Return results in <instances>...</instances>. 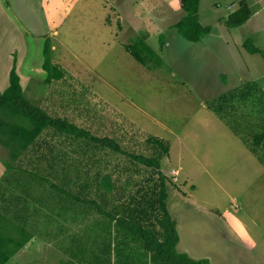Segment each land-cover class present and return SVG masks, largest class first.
Returning a JSON list of instances; mask_svg holds the SVG:
<instances>
[{
    "label": "rangeland",
    "instance_id": "374dc122",
    "mask_svg": "<svg viewBox=\"0 0 264 264\" xmlns=\"http://www.w3.org/2000/svg\"><path fill=\"white\" fill-rule=\"evenodd\" d=\"M241 1L200 0L199 21L211 32L190 42L174 27L185 16L179 0H0V77L16 60L31 104L92 136L115 140L119 151H97L98 168L126 179L127 194L149 188L153 174L131 156L151 155L150 136L168 141L161 171L168 207L184 235L182 248L209 254L213 264H229V255L230 264H264V141L259 147L254 142L264 133V97L250 83L264 74V57L244 47L250 39L264 53V11L251 4L260 14L231 28L226 21ZM143 35L162 59L160 67L155 61L145 67L126 50ZM46 41L53 62L66 71L61 81H46ZM247 85H253L249 97L230 101L222 119L213 110L221 106L220 96ZM55 139L62 160L29 165L32 154L0 137V162L9 167L0 180L1 214L35 203L36 193L50 202L44 203L46 218L56 212L53 202L77 203L54 191L58 179L29 181L34 166L61 176L69 163L84 160L76 142ZM70 192L76 194V187Z\"/></svg>",
    "mask_w": 264,
    "mask_h": 264
},
{
    "label": "crops",
    "instance_id": "0c3cea01",
    "mask_svg": "<svg viewBox=\"0 0 264 264\" xmlns=\"http://www.w3.org/2000/svg\"><path fill=\"white\" fill-rule=\"evenodd\" d=\"M243 1L249 5L252 17L260 14L257 10L253 12L252 5L256 8L260 3L261 11H264V0ZM134 10L135 14L140 16L139 12H136L137 8H134ZM139 16L135 18H139ZM262 26H264V21ZM56 33L55 31L54 34ZM258 49L261 50L260 48ZM15 62L17 68L19 65H17L16 60ZM11 70L12 68L7 69L4 76L0 77L1 93H4L10 86ZM44 71L46 70L44 69ZM43 75L46 76L45 72H43ZM20 79L25 95L24 79L22 76ZM250 83H257L261 93L264 94V74L250 81ZM35 92L38 91L35 90ZM43 137L38 140L40 144L36 145L35 148L31 146L25 150L30 155L32 154L29 157V165L35 163V161L37 163H45L51 159L58 162L59 159L62 160L61 156L64 157V151L57 147L56 141L44 139ZM55 140L60 143L76 142L78 148L81 149L84 160L82 162L69 163L70 169H65L61 176L57 172L40 171L39 166H34L37 170L29 173V178H31L29 181L32 183V179H37L36 183L43 182L46 184L48 179H58L60 183L52 186L54 191L68 196L77 203H70L67 207V205H61L60 200L53 202L52 206L49 207L52 208L53 212L54 210L56 212L46 218L44 203L49 204L50 202L45 201L42 198L43 196H37V194H42L36 193L33 200L35 203L15 205V212L6 211L7 215L0 213L3 225L7 228V234L12 235L13 238L27 240L26 245L12 257L8 264H186L182 259L175 262L162 259L157 253L155 254L148 249L147 238L138 234L128 233L122 220L120 219L119 221L120 215L123 216V213H119L117 219L111 218L114 215H110V213L114 212L112 209L116 206L122 207L125 201L129 199L128 197L132 195L131 193H126L129 184L126 179L123 180L121 176L115 174L104 173L99 169L98 165L102 166L101 161L97 159V152L93 153V150L89 149V147L81 146L78 140ZM95 164L98 170L94 171L91 168L95 167ZM48 166V168H53L54 164L50 162ZM7 170H9V167L0 162V180L6 176ZM108 178L111 179V190L107 186V182L109 183ZM72 186L76 187V194L70 192ZM26 188L29 190V186ZM92 194H94V197L89 198ZM31 195H33L32 192ZM168 209L177 223V232L180 238L176 248L178 254L186 255L193 261L209 260L210 264H213L209 254L205 255L188 247L182 248L184 235L169 207ZM121 210L119 208L118 211ZM93 214L96 216L95 219L92 218ZM145 223L150 225L149 221ZM17 228L25 230L27 235L23 236ZM153 229L157 232L159 231V226L156 224ZM44 230L47 234L44 233ZM19 257L21 260L18 259ZM228 259L230 264V255Z\"/></svg>",
    "mask_w": 264,
    "mask_h": 264
},
{
    "label": "trees",
    "instance_id": "16d2710c",
    "mask_svg": "<svg viewBox=\"0 0 264 264\" xmlns=\"http://www.w3.org/2000/svg\"><path fill=\"white\" fill-rule=\"evenodd\" d=\"M179 5L185 16L174 27L184 38L190 42H199L210 34L211 29L204 27L199 21L200 0H179ZM251 17L252 11L249 5L245 1H241L240 8L230 15L226 24L231 28H237L246 24ZM148 39V35H143L134 44L128 45L126 50L141 65L149 67L150 62L155 61L157 67H160L162 59L148 44ZM45 44L43 68L47 72L46 81L48 83L61 81L64 79L66 71L53 62L51 46L48 41ZM244 47L252 55L264 56L263 51L259 50L249 39L244 43ZM245 89L243 91L234 90V93L220 96L221 106L213 110L224 119V106L237 98L247 99L253 85H247ZM262 96L264 97V94ZM43 136L46 137L45 139L59 137L78 140L81 146L89 147L93 153L105 148L115 152L120 150V146L115 140L92 136L87 130L79 128L68 120L53 118L42 108L31 104L24 96L15 62L10 73V86L4 93L0 92V137H7L8 141L4 144L12 146L16 150H27L31 146L35 148L40 144L38 140ZM263 141L264 133L255 136L256 146H261ZM146 144L151 155L138 154L131 157L145 168L153 170L152 176L146 180V185L150 184V187L139 188L128 197L129 199L122 207H114L112 209L114 212L110 213V215L114 214L111 218L117 219L119 213H123V216L120 215L119 221L122 220L127 232L147 238L148 249L166 261L175 262L182 259L186 264H210L209 260L193 261L186 255L178 254L176 248L180 238L177 232V223L168 209L166 177L161 171V161L170 154L171 145L168 141L155 136H150L146 140ZM252 152L255 154L256 151L252 150ZM108 181L107 186L111 190V179L108 178ZM136 184L140 186L141 183L137 182ZM119 208L122 210L118 211ZM146 221H149L150 225H147ZM156 224L159 226L157 232L153 229ZM17 230L23 236L27 235L25 230H20V228ZM26 243L27 240L13 238L12 235L7 234V228L3 225L0 215V264H7Z\"/></svg>",
    "mask_w": 264,
    "mask_h": 264
},
{
    "label": "built area",
    "instance_id": "2783aa9c",
    "mask_svg": "<svg viewBox=\"0 0 264 264\" xmlns=\"http://www.w3.org/2000/svg\"><path fill=\"white\" fill-rule=\"evenodd\" d=\"M172 177L176 178L179 177V173L178 171H172L171 174H170Z\"/></svg>",
    "mask_w": 264,
    "mask_h": 264
}]
</instances>
